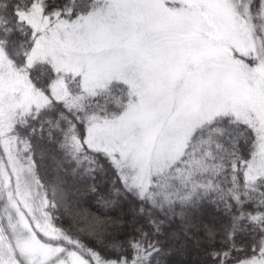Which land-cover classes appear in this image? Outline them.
Listing matches in <instances>:
<instances>
[{"label": "snow or ice", "instance_id": "obj_1", "mask_svg": "<svg viewBox=\"0 0 264 264\" xmlns=\"http://www.w3.org/2000/svg\"><path fill=\"white\" fill-rule=\"evenodd\" d=\"M217 13L235 42L222 39ZM0 35V52L20 61L46 102L38 118L49 117L52 135L88 166L92 192L113 207L123 210L141 177L179 191L188 182L180 163L187 169L190 158L226 160L235 183L264 155V0H3ZM105 166L111 188L95 183ZM256 184L264 197V176ZM138 199L143 214V192ZM128 245L131 257L121 245L68 237L53 259L137 264L138 242ZM258 257L264 264V225L249 248L212 253L221 264Z\"/></svg>", "mask_w": 264, "mask_h": 264}, {"label": "trees", "instance_id": "obj_2", "mask_svg": "<svg viewBox=\"0 0 264 264\" xmlns=\"http://www.w3.org/2000/svg\"><path fill=\"white\" fill-rule=\"evenodd\" d=\"M0 39L5 37L0 35ZM22 51V48L17 49L18 53ZM10 61L19 68L20 61L16 57ZM44 106L18 116L10 135L20 163L27 161L32 165L31 173L25 175L29 186L25 184L33 194L36 215L65 236L89 247L121 245L129 249V257L128 240H136L137 264H221L219 258H212L213 252L223 253L233 246L249 248L258 238L260 226L264 225V214H261L264 208L258 207L264 199L261 189L256 180L250 184L246 177L234 183L226 160L202 161L193 157L187 160V169L180 163L187 185L177 191L174 187L149 184L144 194L143 214L138 211L141 193L134 187L130 196L122 201L123 210L99 199L91 190L93 178L87 171L88 166L81 165L67 141L52 135L48 116L38 118ZM2 156L4 149L0 140V158ZM188 170L193 173L190 177ZM95 179L98 186L109 188L115 181L107 166ZM62 191L66 201L61 198ZM189 193L188 199H182ZM236 197L250 200L253 206L238 208ZM7 203L0 186V217L8 212ZM130 208L137 210L132 212ZM150 220L159 226V232ZM149 252L151 259L146 261L143 258ZM238 255L233 252V257ZM226 264H235V259L226 260Z\"/></svg>", "mask_w": 264, "mask_h": 264}, {"label": "rangeland", "instance_id": "obj_3", "mask_svg": "<svg viewBox=\"0 0 264 264\" xmlns=\"http://www.w3.org/2000/svg\"><path fill=\"white\" fill-rule=\"evenodd\" d=\"M216 23L221 27L225 42L236 41L234 33L223 29L219 13L216 14ZM45 103L28 81L27 73L16 68L4 52H0V140L4 149V156L0 158V186L8 201V212L0 217V264H59L53 258L59 253L60 243L68 238L36 215L33 194L25 184L29 186L25 175L31 173L32 165L27 161L20 163L14 138L10 135L18 116ZM260 176H264V155L258 156L256 164L250 166L245 175L250 184ZM148 186L149 183L141 177L133 187L145 194ZM62 196L66 201V194Z\"/></svg>", "mask_w": 264, "mask_h": 264}]
</instances>
